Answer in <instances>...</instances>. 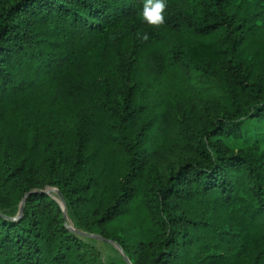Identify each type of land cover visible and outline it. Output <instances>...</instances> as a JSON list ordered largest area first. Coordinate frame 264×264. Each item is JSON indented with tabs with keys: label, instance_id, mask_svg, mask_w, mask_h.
<instances>
[{
	"label": "trees",
	"instance_id": "trees-1",
	"mask_svg": "<svg viewBox=\"0 0 264 264\" xmlns=\"http://www.w3.org/2000/svg\"><path fill=\"white\" fill-rule=\"evenodd\" d=\"M166 2L0 0V264H106L46 183L132 264H264V152L222 141L264 118V0Z\"/></svg>",
	"mask_w": 264,
	"mask_h": 264
},
{
	"label": "rangeland",
	"instance_id": "rangeland-1",
	"mask_svg": "<svg viewBox=\"0 0 264 264\" xmlns=\"http://www.w3.org/2000/svg\"><path fill=\"white\" fill-rule=\"evenodd\" d=\"M116 33L110 35V42L113 46ZM178 115L190 128L196 126L202 118L199 109H193L188 112L178 111ZM222 141L233 150H262L264 152V118L247 119L241 127V136L239 138L222 137ZM197 155L192 148L187 150L172 151L164 155L159 162L160 171L174 169L181 159H187L190 156ZM41 189L46 190L55 197L61 205L66 225L71 228L79 237L92 242L102 253L106 264H132L129 258L124 254L119 245L112 239L104 237L98 232L87 231L84 225L77 220L69 206L64 201L58 188L51 183H46ZM21 202L14 208V214L17 215L21 209Z\"/></svg>",
	"mask_w": 264,
	"mask_h": 264
},
{
	"label": "clouds",
	"instance_id": "clouds-1",
	"mask_svg": "<svg viewBox=\"0 0 264 264\" xmlns=\"http://www.w3.org/2000/svg\"><path fill=\"white\" fill-rule=\"evenodd\" d=\"M142 18L145 23L152 27H159L164 24V13L168 7L166 0H142ZM141 38L149 39V33L144 31L141 33Z\"/></svg>",
	"mask_w": 264,
	"mask_h": 264
}]
</instances>
